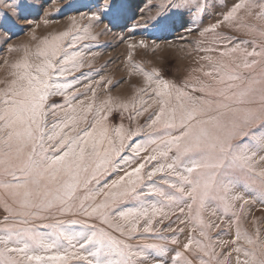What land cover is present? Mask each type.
Masks as SVG:
<instances>
[{
  "label": "snow or ice",
  "instance_id": "6c2138e0",
  "mask_svg": "<svg viewBox=\"0 0 264 264\" xmlns=\"http://www.w3.org/2000/svg\"><path fill=\"white\" fill-rule=\"evenodd\" d=\"M92 7L65 30L9 49L19 55L0 79V264H264V234L241 223L248 193L264 199V0H234L203 28L195 18L209 0H166L157 19L186 11V31L212 34L199 49L205 63L177 83L135 64L130 43L144 81L120 100L98 99L96 82L81 79L93 22L124 15L117 0ZM0 20L12 23V13ZM222 26L252 39L234 44ZM146 113L145 125L123 122ZM113 172L122 174L102 184ZM126 201L138 204L120 210ZM225 217L231 240L217 231Z\"/></svg>",
  "mask_w": 264,
  "mask_h": 264
},
{
  "label": "rangeland",
  "instance_id": "374dc122",
  "mask_svg": "<svg viewBox=\"0 0 264 264\" xmlns=\"http://www.w3.org/2000/svg\"><path fill=\"white\" fill-rule=\"evenodd\" d=\"M233 2L234 0H209L211 7L208 9V14L195 18L200 28L219 19V13L225 11ZM13 3H21L23 8L14 9L10 6ZM96 3L97 0H8V4L5 5L4 0H0V18L4 16V12H11L13 20L12 23L0 20V79L7 78L9 65L19 55L9 51L12 46L34 43L31 40L33 35L43 37L65 30L70 25L71 17H79L81 13L94 11L95 8L92 6ZM117 3L124 5V15L121 19L116 24L110 23L108 19H103L99 23L93 22L90 34L96 35L97 39L82 41V44L88 47L81 48V51L85 53L86 60L91 62V66L81 70L84 73L81 79L84 83H88L89 80L96 82L93 86L96 88L98 99H105L109 95L117 100L127 99L143 84V75L139 71H133L132 64L127 58L130 43L137 44L132 54L135 64L141 65L146 71H151L153 68L160 69L163 78L177 83L184 80L192 67L205 63L200 57L206 53L199 49L210 46L213 37L210 33L201 37L199 29L186 31L193 26V16L190 13L174 11L164 13L157 19L158 14L163 11L160 5L166 3V0H117ZM83 23L88 24V21L85 20ZM218 31L229 38L235 37L232 41L234 44L252 39L243 29L238 31L235 28L222 26ZM140 40H144L149 47L147 49L139 47ZM155 45H159V49L153 50ZM245 46L249 49L252 47L250 44ZM211 54L215 55V53ZM5 61H8V64H5ZM76 75L80 76L79 73ZM101 77H104L105 81L111 80V84L101 81ZM52 100L59 103L63 101V97L55 96ZM147 120V113L134 122L129 121L125 114L123 122L126 126L131 124L135 127L137 123L145 125ZM111 122L113 124L120 122L119 113L113 114ZM147 131L145 128V135ZM120 174L122 173L113 172L101 183L110 182ZM154 179L159 183V177ZM248 195L251 197V203L245 206L246 213L241 223L250 232L259 227L264 234V199L258 188L253 189ZM149 199L155 201L158 198ZM137 204L136 201L123 202L120 210L136 207ZM6 214L3 205H0V222ZM224 219L225 223L221 225V230H217L220 231L219 238L231 240L235 224L234 221L228 223V217ZM168 223L165 221L166 225ZM172 226L177 227V225ZM70 228L73 231L79 230V226H70ZM180 239H184L183 234L180 235ZM136 242L142 241H133Z\"/></svg>",
  "mask_w": 264,
  "mask_h": 264
}]
</instances>
